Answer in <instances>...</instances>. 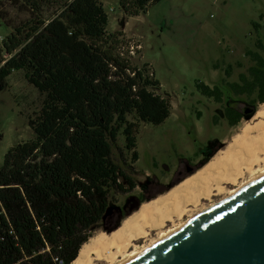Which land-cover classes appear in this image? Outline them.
<instances>
[{
    "label": "trees",
    "instance_id": "obj_1",
    "mask_svg": "<svg viewBox=\"0 0 264 264\" xmlns=\"http://www.w3.org/2000/svg\"><path fill=\"white\" fill-rule=\"evenodd\" d=\"M158 1L118 3L125 16H136ZM12 3L29 17L11 24L0 13L11 28L0 42V85L20 71L44 97L27 120L32 137L10 147L0 165V264H69L110 211V194L136 186L112 157L118 134L131 152L132 170L138 123H163L171 103L167 93L158 92L149 65L138 67L121 52L124 35L107 30L100 0ZM257 48L264 51L261 42ZM246 55L254 62L249 76L228 86L236 94L255 92L263 103L264 55ZM197 88L220 101L217 86L197 82ZM251 113L226 106L224 115L234 126ZM213 154L208 151L206 159Z\"/></svg>",
    "mask_w": 264,
    "mask_h": 264
},
{
    "label": "rangeland",
    "instance_id": "obj_2",
    "mask_svg": "<svg viewBox=\"0 0 264 264\" xmlns=\"http://www.w3.org/2000/svg\"><path fill=\"white\" fill-rule=\"evenodd\" d=\"M100 1L108 16L107 30L122 31L124 35L126 44L121 52L138 67L144 63L149 65L160 83L158 92L167 93L171 103L170 115L163 123H138L135 148L138 158L132 170L128 166L131 152L124 149L122 132L112 146L114 161L132 176L136 186L129 193L110 194L109 209L121 207L128 201L123 220L111 227L115 229L111 232L102 228L101 221L93 226L90 238L97 237L95 248L100 247L103 256L96 259L94 248L87 260L91 264H113L122 254L148 244L161 231L222 199L252 173L264 168V144L257 147L253 143L264 134V102H258L255 92L251 96L236 94L228 86L241 84V75L249 76L248 68L254 62L246 55V50L264 55V51L257 48L258 42L264 45V0H160L149 4L146 12L136 16H125L118 0ZM0 13L11 24L29 17V13L20 10L12 0H0ZM10 31L0 19V42ZM197 82L209 88L217 86L221 92L220 101L203 95ZM43 97L20 71L12 73L0 85V165L10 147L32 137L27 120L40 108ZM248 105L253 106V115L242 117L236 125L230 126L225 119V107L241 111ZM257 111L261 112L260 117L255 116ZM129 119L132 120V116ZM208 151L214 154L206 159ZM217 158L231 164L230 169L222 165L210 169L211 162ZM252 158L257 161L251 162V166L246 164ZM201 173L206 179H222L229 175L236 181L230 183L220 179L217 184H210L211 194L200 198L196 204H185L184 201L191 197L181 192L180 205L186 208L184 216L173 217L162 224L165 198L186 180L198 179L196 176ZM153 196L157 198L149 201L150 207L162 211L148 216L152 227H147L143 216L137 214L141 205L148 202L143 201L140 206L138 203ZM126 219L134 221L130 228L123 226ZM141 228L146 234L140 236ZM133 234L136 237L121 253L113 248L108 257L110 254L104 252L110 248L112 239L122 244Z\"/></svg>",
    "mask_w": 264,
    "mask_h": 264
},
{
    "label": "water",
    "instance_id": "obj_3",
    "mask_svg": "<svg viewBox=\"0 0 264 264\" xmlns=\"http://www.w3.org/2000/svg\"><path fill=\"white\" fill-rule=\"evenodd\" d=\"M122 264H264V173Z\"/></svg>",
    "mask_w": 264,
    "mask_h": 264
},
{
    "label": "bare ground",
    "instance_id": "obj_4",
    "mask_svg": "<svg viewBox=\"0 0 264 264\" xmlns=\"http://www.w3.org/2000/svg\"><path fill=\"white\" fill-rule=\"evenodd\" d=\"M255 116L257 117H260L261 116V112L257 111ZM245 134V132H244ZM262 138L258 141H253L254 143V146H257L259 147L261 144H264V134L263 136H261ZM263 147V146H262ZM244 149V148H243ZM262 149V148H260ZM228 156V155H227ZM256 157V155L254 156ZM244 159V158H243ZM257 160L256 159H253L250 161V162H246L249 163V165L251 166V162H256ZM224 166V167H227L230 169V166L231 164L229 163H225L223 160H220V159H214L213 162H211L209 168L210 169H214V167H218V166ZM248 165V166H249ZM208 166V165H207ZM206 166V167H207ZM223 167V168H224ZM225 169V168H224ZM226 170V169H225ZM204 173V172H203ZM201 173L200 175L196 176V180L192 181L190 179V181H187L179 188L176 190H174V192L172 191V193H169V195L167 196V198H165V201L163 202L164 203V207H166V212L164 214V219L162 221H160L162 224H165L166 221H170L171 219H173V217H176V218H181L184 216V213L186 211V208L183 207V205H180L181 203V200L179 199V195L181 192H184L186 196H189L191 197V199H186L184 201L185 204H188V203H197V201L200 199V198H207L211 193H210V184L212 183H215L217 184V181H220L221 178L219 177H215V178H210V179H206V178H203L202 177V174ZM251 173V172H250ZM264 173V168H262L261 170H258L254 173H252V175L244 180L241 184L237 185L235 189L229 191L224 197L232 194L233 192H235L237 189H239L240 187H242L243 185H245L246 183L250 182L251 180L255 179L256 177H258L259 175L263 174ZM204 175V174H203ZM194 179V178H193ZM223 180L225 181H228L230 183H235V178L234 177H229L228 176H223L222 178ZM221 179V180H222ZM185 181V180H184ZM201 184H206L205 187L201 186ZM220 189V188H218ZM210 193V194H209ZM223 197V198H224ZM174 199L173 202H175V204H173V202H170V200ZM152 202V201H150ZM150 202H148L147 204H143L139 211H138V214L137 215H142L144 218V221L143 223L147 226V227H152L151 225L152 224H149V220H148V216H153L155 215L156 213H159L162 211V209H158L157 207V210H152V208L150 207ZM150 203V204H149ZM156 203V202H155ZM212 203L214 202H211L209 205H211ZM167 205V206H166ZM156 206V205H155ZM160 206V205H159ZM207 206V207H208ZM207 207H204L203 209L199 210V211H196L195 213L191 214L189 217H187V219L185 220H182L181 222H179L177 225H174L173 227H169L163 231L160 232V234L155 238L153 239L152 241H150L148 244L146 245H142V246H139L138 248H135L133 251H130L129 253L127 254H122V258L119 260V261H116L115 263L113 264H122L124 263L126 260H128L129 258H131L132 256H134L135 254H137L138 252H140L141 250H143L144 248L148 247L149 245L153 244L154 242H156L157 240L161 239L162 237H164L165 235H167L168 233H170L173 229L177 228L178 226L182 225L183 223H185L186 221H188L189 219L193 218L194 216H196L198 213H200L202 210H204L205 208ZM156 209V208H155ZM141 218V217H139ZM138 218V219H139ZM133 219H126L123 223V226H125L126 228H130L131 225H133V222L132 221ZM133 227V226H132ZM142 229V228H141ZM143 230V229H142ZM140 230L139 231V235H144L146 234V230L142 231ZM138 231V230H137ZM120 232V231H119ZM134 232V231H133ZM134 235V234H133ZM114 235H112L111 237H113ZM134 237H136L135 235L133 237H131L130 239L128 240H125L122 244L121 242L118 243V241H116V239H112L110 242H109V247L110 248H106L104 249V252H108V254H110L111 252L109 251L110 249H113L115 248L117 252L121 253V251L123 249H126L128 244H130V240L134 239ZM115 238V237H114ZM107 241V240H105ZM89 243V244H88ZM88 243H84L81 248L79 249V252H78V256L75 260V263L77 264H91L90 261L87 260V256L89 254H91V252L94 250L96 244L98 243V239L96 236H93L92 238L89 239ZM107 243V242H106ZM100 248V247H99ZM98 247L95 248L94 252H95V256H96V259H99L101 258L103 255L101 254V249H99ZM102 248V247H101ZM98 250V251H97ZM106 254V253H105ZM107 254V255H108ZM111 254L108 256L110 257ZM86 260V261H85Z\"/></svg>",
    "mask_w": 264,
    "mask_h": 264
},
{
    "label": "flooded vegetation",
    "instance_id": "obj_5",
    "mask_svg": "<svg viewBox=\"0 0 264 264\" xmlns=\"http://www.w3.org/2000/svg\"><path fill=\"white\" fill-rule=\"evenodd\" d=\"M246 110L248 111L247 113H249L250 111H252L254 109H253L252 105H248V106H244L240 112L243 115H245ZM154 197H156V196H154ZM141 203H142V201L138 203L139 205L138 204L137 205L140 206ZM127 205H128V201L125 202L121 207H115V208L110 209V211L101 220L102 228L109 230L111 227H113L117 223L121 222L123 220L122 214H123V212H125V208L127 207ZM121 216H122V219H121ZM125 216H127V215H125Z\"/></svg>",
    "mask_w": 264,
    "mask_h": 264
},
{
    "label": "built area",
    "instance_id": "obj_6",
    "mask_svg": "<svg viewBox=\"0 0 264 264\" xmlns=\"http://www.w3.org/2000/svg\"><path fill=\"white\" fill-rule=\"evenodd\" d=\"M75 260H76V258L74 260H72L69 264H75ZM59 263L62 264V261L60 260Z\"/></svg>",
    "mask_w": 264,
    "mask_h": 264
},
{
    "label": "crops",
    "instance_id": "obj_7",
    "mask_svg": "<svg viewBox=\"0 0 264 264\" xmlns=\"http://www.w3.org/2000/svg\"><path fill=\"white\" fill-rule=\"evenodd\" d=\"M142 205H143V204H142ZM142 205H141V206H142Z\"/></svg>",
    "mask_w": 264,
    "mask_h": 264
}]
</instances>
